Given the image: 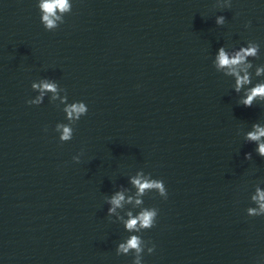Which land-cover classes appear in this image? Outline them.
I'll list each match as a JSON object with an SVG mask.
<instances>
[{
	"label": "water",
	"instance_id": "95a60500",
	"mask_svg": "<svg viewBox=\"0 0 264 264\" xmlns=\"http://www.w3.org/2000/svg\"><path fill=\"white\" fill-rule=\"evenodd\" d=\"M69 2L49 31L39 0H0V264H133L134 250L116 248L135 234L142 264H264V215L247 214L264 157L244 138L264 102L238 104L243 91L213 65L221 46L256 41L252 85L264 80V0ZM44 77L58 98L29 105ZM65 95L88 112L61 142ZM138 174L163 180L167 198L146 191L137 205ZM117 190L125 201L109 217ZM145 207L155 225L127 231V213Z\"/></svg>",
	"mask_w": 264,
	"mask_h": 264
},
{
	"label": "clouds",
	"instance_id": "9594fccd",
	"mask_svg": "<svg viewBox=\"0 0 264 264\" xmlns=\"http://www.w3.org/2000/svg\"><path fill=\"white\" fill-rule=\"evenodd\" d=\"M216 6L220 8H230L231 0H216ZM39 9L42 12L41 22L46 30H54L59 24L64 22L63 14L71 12L72 4L69 0H39ZM60 13V15H58ZM225 16L219 15L216 17V24L223 25L225 23ZM250 24V22H249ZM247 26V25H246ZM260 44L256 41H248L247 46H240L238 49L233 48L227 50L225 46H221L213 59V65L218 72L224 73L226 76L234 77V91L243 95L239 97L238 104H242L245 107H251L254 102H264V80H260L252 85V73L250 69L253 68V63L249 59L259 57ZM264 75V64L255 66V76L260 77ZM252 85L250 87H246ZM33 90H39V95L35 98L28 99L26 103L29 105H40L44 101L46 92L53 93L52 99L58 98V84L54 79L41 78L39 83L32 82L31 85ZM66 91V90H65ZM64 105L63 111L66 114L68 123L58 122L55 125V130L59 133V140L66 142L72 139L75 124L79 119L86 115L88 107L83 101H74L71 103L67 102V95L59 97ZM246 142H254L257 147L255 151L259 156L264 157V124L255 122L251 126V130L247 131L244 135ZM245 159L251 160L252 153H245ZM74 161L79 162L80 156L76 155L73 157ZM132 184L137 188V199L136 204L139 205L143 201L139 198L143 196L146 191L155 190L163 198H167V189L163 180L144 177L138 174L136 177L131 179ZM251 200L255 202L258 207H249L247 214L249 216H261L264 215V188L260 185L255 187L254 194H251ZM122 201H125V196L122 191L117 190L110 198L106 199L107 204L111 206L107 209L109 217L116 212L117 208L122 207ZM132 201V197H128V202ZM158 215V209L155 207H145L139 214L133 216L131 212L127 213L128 219L125 221V229L129 232L135 231L140 233L141 229L152 228L156 223ZM145 240L141 235H130L125 241L119 242L116 248L117 255L128 254L130 251H135V258L133 264H142V253L144 252ZM155 249V245L151 244L147 247V252L151 254ZM259 264V262H258Z\"/></svg>",
	"mask_w": 264,
	"mask_h": 264
}]
</instances>
